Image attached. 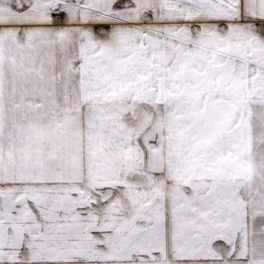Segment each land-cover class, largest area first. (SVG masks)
<instances>
[{"label": "snow or ice", "instance_id": "6c2138e0", "mask_svg": "<svg viewBox=\"0 0 264 264\" xmlns=\"http://www.w3.org/2000/svg\"><path fill=\"white\" fill-rule=\"evenodd\" d=\"M0 264H264V0H0Z\"/></svg>", "mask_w": 264, "mask_h": 264}]
</instances>
